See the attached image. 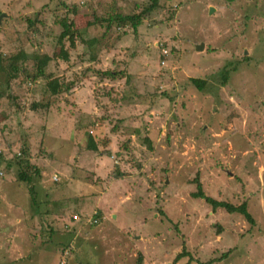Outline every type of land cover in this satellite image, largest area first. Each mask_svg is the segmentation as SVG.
<instances>
[{
    "label": "rangeland",
    "instance_id": "1",
    "mask_svg": "<svg viewBox=\"0 0 264 264\" xmlns=\"http://www.w3.org/2000/svg\"><path fill=\"white\" fill-rule=\"evenodd\" d=\"M149 3L0 0L3 55L47 54L48 73L78 84L48 111L41 92L23 101L39 106L32 112L12 116L0 103V264H137L139 255L142 264H264V0H160L135 33L98 23L114 6L139 14ZM71 6L80 37L64 63L52 13ZM37 14L51 34L31 41L25 20ZM97 70L129 78L99 80ZM191 78L205 80L204 90ZM28 125L31 162L43 170L32 178L34 204L17 168L4 171ZM196 175L206 196L245 203L254 224L192 198Z\"/></svg>",
    "mask_w": 264,
    "mask_h": 264
},
{
    "label": "trees",
    "instance_id": "2",
    "mask_svg": "<svg viewBox=\"0 0 264 264\" xmlns=\"http://www.w3.org/2000/svg\"><path fill=\"white\" fill-rule=\"evenodd\" d=\"M149 1H150L149 5L145 7L144 10L139 14H135V13L124 14L114 6V8L110 13L106 14L104 17H99L98 23L100 26L105 27L106 33L112 30V28H115V30L116 29L125 30L126 28H130L135 33L142 24V20L145 17L148 18L149 15L156 10L160 0H149ZM226 1L232 2L234 0H226ZM75 9H76L75 6H71L70 8H67V10L65 11L66 14H64V16L63 15L58 16L57 14H54V12L52 13L53 14L52 16L54 17L52 23L54 27L59 28L58 29L59 32H57L56 34V46L58 47V51H59L57 59L64 63L69 61L70 52L73 50L75 51L76 48V42H77L76 37L78 36L77 34L78 32L75 29L74 22L68 16L69 13L75 14L76 12ZM38 15L39 14H37L36 18L32 22L29 19L25 20V22H27L28 29L31 30V32L33 33L30 34V31L27 32L28 39L31 41H37L39 40L40 36L45 37L46 35L51 34V32L45 31L46 28L45 22L43 19L38 17ZM169 17L172 18L173 13H170ZM4 21H6V19H4ZM20 35L24 36L22 34ZM33 35H35V37L30 38ZM95 42L97 41L92 39L88 43L90 47H92L95 44ZM53 59L54 58H51L47 54L40 55L37 51L26 52L23 47H20L16 53L8 56H4L3 52L0 51V85L4 86V90L0 91V103L6 101L15 108L14 112L12 113V116L18 114H24L27 111L32 112L39 107L34 103H30L29 105L24 104L23 101L26 98V96H33L34 94L41 92L45 97L46 103L42 106L40 105V107L42 108L46 107V110L48 111L54 105L58 106L57 99L59 96L63 94H67L73 91V89L77 87L78 84H76L74 81L72 80L68 81L63 77H54L47 72L48 64ZM91 59H94V57L92 56ZM244 60H248V59L244 58ZM95 75L99 80H108L111 82H116L123 78L124 73L123 71L119 72L114 70H106V71L97 70L95 72ZM124 77H126V81L129 78L128 75H125ZM221 79H222V85L224 86L228 80L227 74L221 76ZM189 81L199 91H203L206 86L205 80L191 78ZM18 89L22 90L24 96L17 94L16 91ZM109 94L110 92H107V95ZM59 111L60 110H57V112ZM5 116L7 117V115ZM4 127H6V125L1 126L0 130L4 131ZM28 127L32 128L31 134L27 133L28 140H27V136L21 138L23 142L21 148L19 149L18 153L11 154L13 158L11 157L12 159L4 164V171H11L12 167L17 168L16 171L17 180L19 181V183L29 186V190H30L29 196L31 194L32 204H34V202L36 201L35 199L36 197H35V192H33V188H32V178L39 177L43 170L31 162V158L29 155L30 153L29 144H31V140H35V136L33 129L34 127H32L31 125H28ZM114 129L117 128L115 127ZM107 143L108 140L104 142V144ZM122 143H124L123 149L128 150L130 145L129 142L124 141ZM141 143H143L144 145H150L151 140L146 137L144 138V140H142ZM86 148H88V150H91L93 152H96L98 149L97 145L93 142L91 137H89ZM40 155L45 156L46 158H50V159L52 158L54 160V157H52L53 154L51 155V153H48L46 150L41 152ZM3 158H4L3 154H1L0 152V161H2ZM116 167L113 169V171L114 170L115 171L111 176L114 177L115 179H119L123 177L125 173L121 172L118 166ZM192 182L196 184V189H197L195 193L191 194L192 198L204 200L208 205H210L212 211H216L217 209L221 208L224 209L229 214L232 213L240 214L245 218V220L248 223L252 225L254 224V220L252 216L248 213L245 203H242L240 205H233L229 201H217L209 196H206L202 190V185L199 181L198 175H196V177L193 179ZM73 216L72 218L70 217L71 220H74ZM100 216H101L100 211L99 213L95 212L92 215L93 220L90 221V225L91 226L98 225ZM94 220L96 222H94ZM216 226L218 227V230L220 232L221 227L219 225ZM178 230L179 229L177 227V231ZM64 250H66V247ZM64 250L61 252L62 255L64 253ZM69 252L70 254L73 253V251H69ZM186 255H188V252H186V250L183 249L182 252L179 255H177L176 261H178L179 259H181L183 256ZM227 256H228V252L222 255V257L224 258H226ZM69 257L70 256H67V259H69ZM217 261L219 262L220 259L209 260L204 264H213ZM137 264H142L141 255H139L138 257Z\"/></svg>",
    "mask_w": 264,
    "mask_h": 264
},
{
    "label": "water",
    "instance_id": "3",
    "mask_svg": "<svg viewBox=\"0 0 264 264\" xmlns=\"http://www.w3.org/2000/svg\"><path fill=\"white\" fill-rule=\"evenodd\" d=\"M213 10H212V8L210 9V13L212 12ZM3 17H6L4 14H1L0 15V21H1V19L3 18ZM197 50H202V46H200V47H197Z\"/></svg>",
    "mask_w": 264,
    "mask_h": 264
},
{
    "label": "built area",
    "instance_id": "4",
    "mask_svg": "<svg viewBox=\"0 0 264 264\" xmlns=\"http://www.w3.org/2000/svg\"><path fill=\"white\" fill-rule=\"evenodd\" d=\"M164 53H165V52H164ZM73 219L76 220V219H77V216H73ZM94 222H96V221L94 220Z\"/></svg>",
    "mask_w": 264,
    "mask_h": 264
},
{
    "label": "clouds",
    "instance_id": "5",
    "mask_svg": "<svg viewBox=\"0 0 264 264\" xmlns=\"http://www.w3.org/2000/svg\"><path fill=\"white\" fill-rule=\"evenodd\" d=\"M77 216V215H76ZM93 220L92 217L88 220L89 224H90V221Z\"/></svg>",
    "mask_w": 264,
    "mask_h": 264
}]
</instances>
